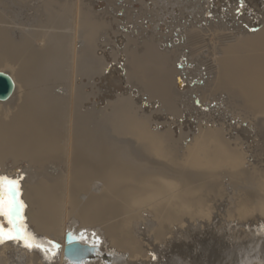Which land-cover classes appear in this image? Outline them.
<instances>
[{
    "label": "bare ground",
    "instance_id": "6f19581e",
    "mask_svg": "<svg viewBox=\"0 0 264 264\" xmlns=\"http://www.w3.org/2000/svg\"><path fill=\"white\" fill-rule=\"evenodd\" d=\"M162 2L0 0V264H264V0Z\"/></svg>",
    "mask_w": 264,
    "mask_h": 264
},
{
    "label": "snow or ice",
    "instance_id": "6c2138e0",
    "mask_svg": "<svg viewBox=\"0 0 264 264\" xmlns=\"http://www.w3.org/2000/svg\"><path fill=\"white\" fill-rule=\"evenodd\" d=\"M7 178L0 177V189H2L4 182ZM8 197L2 194L0 191V217H4L8 224L9 228H5L4 224L0 222V243L5 240H16V241H24L26 247H37L39 248V244H33L30 241H34L35 237L28 236L26 228H20V222L22 220V216L19 214L20 210L25 207L22 201L18 200L16 197L19 196L18 191V183L14 181H8ZM12 193H15L14 197ZM13 213H16L13 216Z\"/></svg>",
    "mask_w": 264,
    "mask_h": 264
},
{
    "label": "rangeland",
    "instance_id": "374dc122",
    "mask_svg": "<svg viewBox=\"0 0 264 264\" xmlns=\"http://www.w3.org/2000/svg\"><path fill=\"white\" fill-rule=\"evenodd\" d=\"M160 1V3L162 2V0H159ZM260 2H261V0H260ZM261 4H262V2H261ZM23 6H21V5H18V4H14V6H13V8L14 9H16L15 10V12H17V13H21V14H23V17H27V16H32V14L33 13H27V12H25L24 11V9H21ZM174 7V5L173 4H169L168 2H165V1H163L161 4H160V8L162 9V11L164 12V13H167V11L168 10H171L172 8ZM176 8H178V6H176ZM184 8H186L187 10H190L188 7H186V6H184ZM103 86H102V88L101 89H103V88H105V90L107 89L106 88V85L105 84H102ZM104 91V90H103ZM102 91V92H103ZM109 90L107 89L106 90V92H108ZM106 93H105V91H104V93L102 94V95H104V96H102V99H103V103L105 102L106 103V100H107V98L109 97V98H111V96L113 97V95L111 94H109V93H107L106 95H105ZM108 95V96H107ZM104 97V98H103ZM112 99V98H111ZM104 105V104H103ZM103 105H101V106H103ZM105 106V105H104ZM199 240L201 241L199 244V246H202L203 247V245H206L207 246V242L209 241L210 242V239H208V238H206V239H200L199 238ZM203 240H204V242H203ZM208 240V241H207ZM207 241V242H206ZM203 242V243H202ZM184 247H186L185 249H184ZM189 247L191 248L190 250H191V255H190V253L188 254V253H186L187 252V250L189 251ZM181 246V247H179V249L178 248H173V250L172 249H170L168 252H167V254H166V252L163 254V255H160V257H159V263L160 264H171V260H174V259H179L181 262H182V264H191V263H193V262H196L197 264L199 263V264H201L204 260L206 261L207 260V257H209V255L207 256L206 255V251H205V255H204V249H202V250H200L199 251V256L197 257V255H195V253H194V250H195V248L192 246V245H190V246ZM193 247V248H192ZM180 248H182L183 250H185L184 252H183V250L182 249H180ZM178 249V250H180V251H176V250ZM175 251V252H174ZM203 252V256L201 255V253ZM182 252V253H181ZM171 254V255H170ZM188 254V255H187ZM192 254H193V256H192ZM195 255V256H194ZM170 256V257H169ZM190 256V257H189ZM195 257V258H194ZM200 257H201V259H200ZM205 257H206V259H205ZM200 260H199V259ZM209 258H213V257H209ZM167 259H170V260H167ZM197 261H196V260ZM209 260H211V259H209ZM202 261V262H201Z\"/></svg>",
    "mask_w": 264,
    "mask_h": 264
},
{
    "label": "water",
    "instance_id": "95a60500",
    "mask_svg": "<svg viewBox=\"0 0 264 264\" xmlns=\"http://www.w3.org/2000/svg\"><path fill=\"white\" fill-rule=\"evenodd\" d=\"M14 90H15V84H14L13 80L11 79V77H9L8 75H5L3 73H0V101L8 100L12 96ZM8 181H11V180L7 179V181H5L3 184L6 195H9V193H8ZM12 195L14 197L16 196L15 193H12ZM16 198L19 200V196ZM19 214L22 216V209L20 210ZM15 215H16V213H13V216H15ZM21 221H23V216H22ZM75 240L76 239L71 235H69L67 237L68 245L66 248V256H68L69 258L70 257L75 258L76 252H78L80 250V246L78 245V243ZM5 241H11V240H5Z\"/></svg>",
    "mask_w": 264,
    "mask_h": 264
}]
</instances>
